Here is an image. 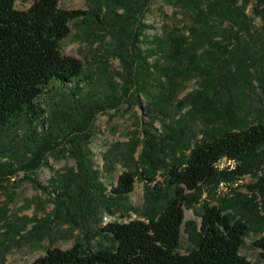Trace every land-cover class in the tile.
<instances>
[{"label": "trees", "instance_id": "trees-1", "mask_svg": "<svg viewBox=\"0 0 264 264\" xmlns=\"http://www.w3.org/2000/svg\"><path fill=\"white\" fill-rule=\"evenodd\" d=\"M59 1L33 0L27 10L21 11L15 8V0H0V178L19 169L31 174L42 166L55 143L70 135V141L79 144L80 135L73 140L70 127L76 123L80 129L86 127L96 111L102 110L107 101L120 100L119 91L125 93L133 83L136 94H146L149 126L167 119L165 127L171 133L166 142L145 137L136 167L119 175L111 193L118 199L125 198L140 174L154 182L160 163L170 195L163 202H155V193L147 195L143 220L109 223L101 228L111 236L114 249L93 250L78 238L69 249L45 250L31 264H252L240 255V249L247 224L254 215L264 223V215L258 216L256 204L247 196L242 195L245 201L239 198V204L237 199L227 203L228 199L216 198L213 205L209 199L221 183L234 182L246 174L257 175L264 166V119L249 124L240 113V102L248 101L246 90L252 80L264 92V68L261 74L252 72V66L264 65V55L253 52L249 33V40L238 34L249 32L250 19L245 12L250 3L254 4V14L264 22V0H167L184 13L185 26L166 24L162 36L151 40L138 26L132 49L127 41L121 47V86L114 84L98 91L96 84L88 82L90 89L83 95L80 87H74L72 96L82 102L78 119L73 107L67 114L54 110L49 118L37 103L52 81L71 86L82 76L83 64L60 52V43L71 33L70 25L90 30L99 26L106 14L110 27L126 31L129 23H137L149 0H97L87 10L61 9ZM120 8L123 14L118 13ZM261 46L264 48V40ZM153 75L154 90H147L145 86ZM191 78L199 79V90L181 96ZM232 100H238L240 107L230 106ZM261 104L264 110V100ZM186 107L189 114L202 117L205 127H216L203 130L200 139L194 138L189 145V154L183 156L181 139L189 127L187 120L179 121L175 115ZM177 123L183 128H174ZM67 152L63 149L60 153ZM223 158L240 164L232 172L218 170L217 161ZM159 185L155 182L152 191L160 190ZM253 188L264 204V187L254 184L249 189ZM146 189L148 192L150 188ZM245 202L253 207L247 213H243L247 210ZM197 205L201 210L199 224L185 221V209ZM2 219L0 222H4ZM4 227L9 231L10 223ZM182 227L192 243L186 255L178 251ZM254 246L264 257V235Z\"/></svg>", "mask_w": 264, "mask_h": 264}, {"label": "rangeland", "instance_id": "rangeland-1", "mask_svg": "<svg viewBox=\"0 0 264 264\" xmlns=\"http://www.w3.org/2000/svg\"><path fill=\"white\" fill-rule=\"evenodd\" d=\"M96 1L61 0L58 7L87 10L93 8ZM32 2L33 0H15V8L27 10ZM253 5L248 4L245 12L250 19L249 32L242 31L238 34L239 38L247 40L250 35L249 44L253 52L258 51L263 56L264 48L261 45L264 40V22L254 14ZM122 10L123 8H120L118 13L123 14ZM105 16L106 14L103 15L99 26L95 25L96 27L90 30L82 31L73 24L70 25L71 33L60 43V52L64 56L78 59L84 68L80 80L74 85L69 86L66 83L62 85L52 81L37 99V103L46 110L47 117L50 118L54 110L67 114L73 111L69 109L73 107L78 119L82 102L76 101L77 98L72 96L75 86L81 88L82 95L90 89L88 82L96 84L98 91H106L114 84L121 86L124 73L120 56L121 47L127 41L129 49H132V37L139 32L138 26L142 27L143 35L151 40L155 36H162L166 24L182 28L186 19L184 13L167 0H149L147 8L139 14L137 23H129L126 31H121L119 27H110ZM144 46L139 44L140 49ZM152 61L153 59H150V62ZM263 68L264 65H254L252 72L255 75L261 74ZM155 79V75L150 76V83L145 86L147 90H154ZM135 85L130 84L125 93L120 90L118 93L120 100L107 101L102 110L96 111L86 127L80 129L79 123L70 127L71 134L75 135L73 140L80 135L77 139L79 144L76 142L73 144L69 139L72 138L70 135L56 142L55 148L46 154L42 166L31 174L29 170L19 169L6 178H0V218L4 221L0 222V264H31L44 255L45 250L69 249L78 238L93 250L99 247L114 249L115 244L111 236L102 232L101 228L109 223L143 220L147 195L157 194L153 197L155 202H163L170 195L164 182L165 170L160 163L159 168H156L154 182H149L145 174H140L133 183L132 192L125 198L118 199L111 193L119 175L136 167L137 155L145 142V137L153 136L154 140L160 142L164 139L166 142L167 134L171 133L165 127L169 124L167 119L164 122L156 121L149 126V104L146 103V94L143 92L136 94ZM199 87V79L191 78L186 81L181 96L197 91ZM224 94L229 95L230 92ZM246 94L247 102L239 99L242 106L240 113L248 118L249 124L256 125L264 119L261 104L264 92L257 82L252 80ZM237 103L238 100L229 102L230 106L240 107ZM188 110L189 107H186L175 115V119L178 118L179 121L181 118L187 120L189 127L181 139L183 156L189 154L193 139L199 140L203 130H215L216 127L214 124L205 127L206 123L202 117L197 114L191 115ZM66 114L61 118L64 119ZM174 128L182 129L183 126L177 123ZM168 141L170 142V139ZM63 149L68 152L61 154ZM239 164L240 162L223 164L218 170L232 172ZM91 170L95 172L94 178ZM141 170L138 166V172ZM256 174H246L234 182L221 183L215 190V195L209 199L210 203L215 205L217 202L214 199L220 198L228 199L227 203H233L237 199L239 204V198L245 201L243 195L253 199L251 202L256 204L258 216L264 215V204L258 191L255 188L249 189L254 184L264 187V166ZM155 182L160 184L158 191L151 189ZM146 186L150 188L148 192ZM247 202L244 204L247 210L243 213L253 208H250L252 203ZM228 211L232 212L230 209ZM200 213L199 205L194 209H185L184 220H194L199 224ZM7 222L11 227L9 231L4 227ZM260 222L263 221L255 215L250 223L247 222V234L240 249V255L252 264H264L262 250L254 246V242L264 235V223ZM183 227L178 251L186 255L192 243L184 233Z\"/></svg>", "mask_w": 264, "mask_h": 264}, {"label": "built area", "instance_id": "built-area-1", "mask_svg": "<svg viewBox=\"0 0 264 264\" xmlns=\"http://www.w3.org/2000/svg\"><path fill=\"white\" fill-rule=\"evenodd\" d=\"M231 163L235 164L232 159L230 161V160H227V159L223 158L220 161H217L216 167H218V169H219V167L223 166V164H231Z\"/></svg>", "mask_w": 264, "mask_h": 264}]
</instances>
